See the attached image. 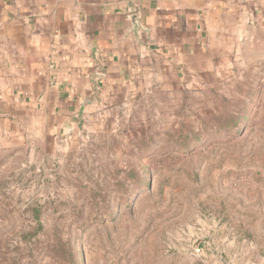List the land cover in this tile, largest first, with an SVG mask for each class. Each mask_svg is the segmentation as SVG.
I'll list each match as a JSON object with an SVG mask.
<instances>
[{
	"label": "rangeland",
	"instance_id": "obj_1",
	"mask_svg": "<svg viewBox=\"0 0 264 264\" xmlns=\"http://www.w3.org/2000/svg\"><path fill=\"white\" fill-rule=\"evenodd\" d=\"M208 76L0 130V264H264V49Z\"/></svg>",
	"mask_w": 264,
	"mask_h": 264
},
{
	"label": "crops",
	"instance_id": "obj_2",
	"mask_svg": "<svg viewBox=\"0 0 264 264\" xmlns=\"http://www.w3.org/2000/svg\"><path fill=\"white\" fill-rule=\"evenodd\" d=\"M241 47L264 49V0H0V130L56 141L98 103L207 79Z\"/></svg>",
	"mask_w": 264,
	"mask_h": 264
},
{
	"label": "water",
	"instance_id": "obj_3",
	"mask_svg": "<svg viewBox=\"0 0 264 264\" xmlns=\"http://www.w3.org/2000/svg\"><path fill=\"white\" fill-rule=\"evenodd\" d=\"M132 19H135V17H133Z\"/></svg>",
	"mask_w": 264,
	"mask_h": 264
}]
</instances>
